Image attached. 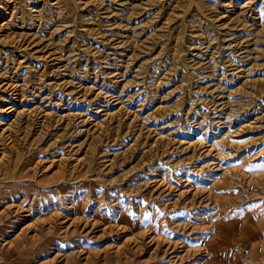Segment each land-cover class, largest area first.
Instances as JSON below:
<instances>
[{"label":"rangeland","instance_id":"1","mask_svg":"<svg viewBox=\"0 0 264 264\" xmlns=\"http://www.w3.org/2000/svg\"><path fill=\"white\" fill-rule=\"evenodd\" d=\"M0 264H264V0H0Z\"/></svg>","mask_w":264,"mask_h":264}]
</instances>
